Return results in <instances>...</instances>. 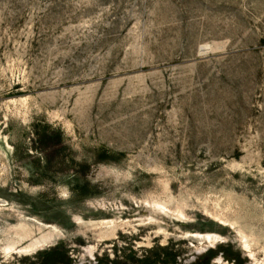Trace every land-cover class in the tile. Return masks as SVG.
<instances>
[{
    "label": "rangeland",
    "instance_id": "1",
    "mask_svg": "<svg viewBox=\"0 0 264 264\" xmlns=\"http://www.w3.org/2000/svg\"><path fill=\"white\" fill-rule=\"evenodd\" d=\"M228 245L264 264V0H0V264Z\"/></svg>",
    "mask_w": 264,
    "mask_h": 264
},
{
    "label": "trees",
    "instance_id": "2",
    "mask_svg": "<svg viewBox=\"0 0 264 264\" xmlns=\"http://www.w3.org/2000/svg\"><path fill=\"white\" fill-rule=\"evenodd\" d=\"M222 253V255L227 260L237 261L239 258V254L234 253L232 251V247L228 246H218L216 249L208 250L207 254L203 256L202 260L199 262H195L193 264H208L209 260L218 254ZM178 253L169 250L168 247L161 248V253L156 255L155 257H151L147 255L143 259H138V264H158L159 261L161 264H176L178 262ZM160 259V260H159ZM72 258L69 254V249L63 246H55L50 249H46L39 253V257L32 261L30 264H71ZM102 259H99V263Z\"/></svg>",
    "mask_w": 264,
    "mask_h": 264
},
{
    "label": "bare ground",
    "instance_id": "3",
    "mask_svg": "<svg viewBox=\"0 0 264 264\" xmlns=\"http://www.w3.org/2000/svg\"><path fill=\"white\" fill-rule=\"evenodd\" d=\"M205 236H206V238H208V239H212V238H213V235H211V234H206Z\"/></svg>",
    "mask_w": 264,
    "mask_h": 264
},
{
    "label": "water",
    "instance_id": "4",
    "mask_svg": "<svg viewBox=\"0 0 264 264\" xmlns=\"http://www.w3.org/2000/svg\"><path fill=\"white\" fill-rule=\"evenodd\" d=\"M219 258H221V261H224V258L223 257H219ZM216 260L218 261V258Z\"/></svg>",
    "mask_w": 264,
    "mask_h": 264
}]
</instances>
